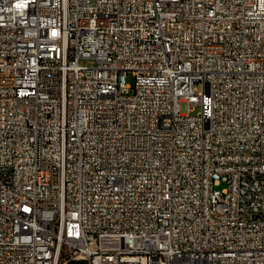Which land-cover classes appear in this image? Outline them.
Segmentation results:
<instances>
[{"label": "built area", "instance_id": "obj_1", "mask_svg": "<svg viewBox=\"0 0 264 264\" xmlns=\"http://www.w3.org/2000/svg\"><path fill=\"white\" fill-rule=\"evenodd\" d=\"M0 264H264V0H0Z\"/></svg>", "mask_w": 264, "mask_h": 264}, {"label": "rangeland", "instance_id": "obj_2", "mask_svg": "<svg viewBox=\"0 0 264 264\" xmlns=\"http://www.w3.org/2000/svg\"><path fill=\"white\" fill-rule=\"evenodd\" d=\"M96 59L94 58H83L81 59V63L82 64H87V65H95L96 64ZM127 82H129L131 85H134L135 84V78L133 76V74L130 72L128 75H127ZM202 90V86L199 84L198 85V91H201ZM133 90H131L132 92ZM200 110V106L199 105H196L194 106V110H193V113H197L198 111ZM225 186V183L223 182L222 184H220L219 188H222Z\"/></svg>", "mask_w": 264, "mask_h": 264}]
</instances>
